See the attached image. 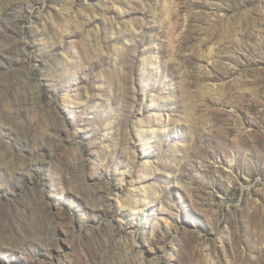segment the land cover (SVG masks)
<instances>
[{
  "label": "rangeland",
  "instance_id": "obj_1",
  "mask_svg": "<svg viewBox=\"0 0 264 264\" xmlns=\"http://www.w3.org/2000/svg\"><path fill=\"white\" fill-rule=\"evenodd\" d=\"M0 264H264V0H0Z\"/></svg>",
  "mask_w": 264,
  "mask_h": 264
}]
</instances>
